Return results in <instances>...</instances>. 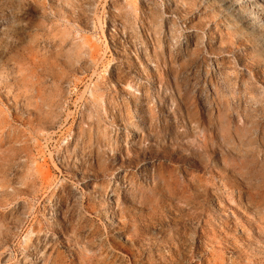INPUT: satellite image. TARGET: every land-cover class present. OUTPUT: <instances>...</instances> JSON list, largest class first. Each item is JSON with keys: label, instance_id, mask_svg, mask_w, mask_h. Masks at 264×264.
<instances>
[{"label": "rangeland", "instance_id": "rangeland-1", "mask_svg": "<svg viewBox=\"0 0 264 264\" xmlns=\"http://www.w3.org/2000/svg\"><path fill=\"white\" fill-rule=\"evenodd\" d=\"M262 171L264 0H0V264H264Z\"/></svg>", "mask_w": 264, "mask_h": 264}, {"label": "bare ground", "instance_id": "bare-ground-1", "mask_svg": "<svg viewBox=\"0 0 264 264\" xmlns=\"http://www.w3.org/2000/svg\"><path fill=\"white\" fill-rule=\"evenodd\" d=\"M26 1V0H25ZM22 15V14H21ZM174 44H175V42H172V45L174 46ZM191 62H192V60H191ZM203 141H205V140H203ZM207 141V140H206ZM209 141H213V140H209ZM218 141V140H217ZM222 142V141H221ZM220 143V142H219ZM206 146H205V148H207L208 150H210V151H215L216 150V147H214V146H210V145H208L207 143L205 144ZM224 145H222V147H223ZM201 147H203V146H201ZM200 148V147H199ZM204 149V148H203ZM223 150H224V148H222ZM228 149V148H227ZM199 151H200V149H198ZM197 150V151H198ZM227 151V150H226ZM228 151H230L229 149H228ZM205 157V156H204ZM206 158V157H205ZM209 158V157H208ZM229 160H231V159H229ZM203 161V160H202ZM214 161V160H213ZM228 161V160H227ZM234 162V161H233ZM232 161H231V163H233ZM242 162V161H241ZM208 163V162H207ZM205 164L206 166H205V169H208V170H210V167H209V164ZM231 163H229V164H231ZM237 162H235V164H236ZM240 163V162H239ZM213 164H214V162H213ZM227 164V163H226ZM234 163H233V165H229V167L227 166V167H225V171H226V173L224 174V176L226 177L227 175H228V172H229V168H232V167H238V172H239V174L240 175H242L243 176V174L244 173H252V175L253 176H257L258 174H260V170L261 169H263L262 167H260V169H258L257 167H255V166H250V167H248V169H247V167H246V165H245V167H246V169L247 170H245V171H242V168H243V166H236ZM243 164V163H242ZM215 165V164H214ZM228 165V164H227ZM248 165H250V164H248ZM214 167V166H213ZM206 173V172H205ZM204 173V174H205ZM261 173H263L264 174V171H262ZM194 174V173H193ZM232 174V173H231ZM250 175V174H249ZM189 176V175H188ZM251 176V175H250ZM192 177H194V176H192ZM204 177H206V176H204ZM244 177V176H243ZM242 177V178H243ZM263 177V176H262ZM187 179V178H186ZM250 179V178H249ZM248 179V180H249ZM254 179H255V177H254ZM232 180V179H231ZM252 180V179H251ZM165 181H166V185H167V187H170V186H172L174 183H175V178L174 179H171V177H166V179H165ZM188 182H190V181H188ZM263 182V181H262ZM261 181L260 182H258V183H255V182H248L249 184H251L253 187H255V188H264V183H262ZM184 185V184H183ZM185 186H186V184H185ZM205 187V186H204ZM184 188V187H183ZM208 188V187H207ZM231 188V187H230ZM186 190V189H185ZM205 190V189H204ZM198 191H196L195 193H190V192H188L187 193V195H185V196H187V197H189V199L191 200V199H193V197L194 196H196V195H201V193L200 192H198ZM224 192H226V191H224ZM186 193V192H185ZM231 192L230 191H227V195L228 194H230ZM205 195V194H204ZM230 196V195H229ZM232 196V195H231ZM186 197V198H187ZM200 197V196H199ZM187 200V199H186ZM194 200V199H193ZM157 210V209H156ZM188 222V221H187ZM185 223V224H188V223ZM193 222V221H192ZM197 222V221H196ZM189 225V224H188ZM190 226V225H189ZM191 227V226H190ZM180 234V233H179ZM205 234V233H204ZM203 235V234H202ZM181 236V235H180ZM200 238H202V237H200ZM191 242V241H190ZM191 244V243H190ZM181 245V244H180ZM208 244L206 243V242H203L202 244H201V246L199 245V247L201 248V249H204L205 248V246H207ZM186 251V250H185ZM185 253V252H184ZM174 254V253H173ZM189 254V253H188ZM188 254H186L185 253V255H184V257H177V256H169L168 257V260H167V263L168 264H178V263H181V264H187V259H188ZM179 255V254H178ZM182 255V254H181Z\"/></svg>", "mask_w": 264, "mask_h": 264}]
</instances>
